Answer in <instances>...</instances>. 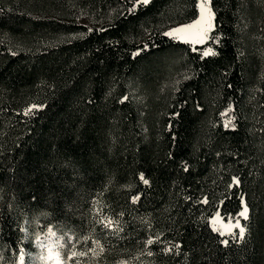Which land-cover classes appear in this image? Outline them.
<instances>
[{
    "label": "trees",
    "instance_id": "1",
    "mask_svg": "<svg viewBox=\"0 0 264 264\" xmlns=\"http://www.w3.org/2000/svg\"><path fill=\"white\" fill-rule=\"evenodd\" d=\"M197 1L0 0V264L49 225L85 264H264V0L164 36ZM241 197L237 242L209 221Z\"/></svg>",
    "mask_w": 264,
    "mask_h": 264
},
{
    "label": "snow or ice",
    "instance_id": "2",
    "mask_svg": "<svg viewBox=\"0 0 264 264\" xmlns=\"http://www.w3.org/2000/svg\"><path fill=\"white\" fill-rule=\"evenodd\" d=\"M152 2V0H133L131 9H130V14L131 13H135V11L140 8V7H146L148 6L150 3ZM198 18L189 24L186 25H182V26H178L174 29H171L169 31H166L163 33L164 36L166 37H170L173 39H181L184 43H189L192 45H196V44H206L208 41L213 40L218 42V38L213 36L212 33L214 31L215 28V12L213 10L212 7V0H199L198 5ZM193 51H196V48L193 47ZM139 53H137L138 55ZM217 53L215 51L212 50V48H208L207 50L203 51L202 55L203 56H209V55H216ZM128 99V97H123L121 100V103H123L124 101H126ZM39 106L37 105H32L30 106L28 109L25 110L24 115H30L33 110L37 109ZM229 111H231V108L229 109ZM229 125H231V121H228L225 124V127H229ZM234 127V125H232ZM187 170V169H185ZM140 179L145 183L148 184L149 181L147 179L144 178V176L141 174ZM240 180L238 177H233L232 178V184L229 185L230 188L232 187H238L240 185ZM139 199V197H135L133 199V202L135 203L137 200ZM201 203L207 204L208 203V199L204 198L203 201H201ZM241 204H242V210L240 212H238L236 214L235 217H233L231 214H229L227 217H223L221 215V208L223 206V201L221 202V206H219L217 208L216 213L214 214L213 218H211V220L209 221L210 225L213 228V231L217 232L220 236H231L233 240L237 241V242H242L245 239L246 236V226L241 224V219L244 221L249 220V206L247 205V203L244 201V198L241 197ZM227 221V223H224V221ZM220 223V227H217V223ZM111 222L109 221V224ZM107 226V225H106ZM238 230L235 231V230ZM48 232L51 235H55V233L52 231V229H48ZM85 243H87V238H85ZM154 243L153 239H148L146 241L147 245H152ZM221 243L224 246H228L229 245V240L224 239L221 240ZM171 249H167V251H170ZM49 258H51V253H52V249L49 248ZM101 251H103V249H101ZM87 253L86 252H76L73 251L71 256L72 257H76V256H85ZM149 255H152L151 252L148 253ZM57 260L59 259V255L57 254L56 256ZM20 262L21 264H24V255L21 254L20 257Z\"/></svg>",
    "mask_w": 264,
    "mask_h": 264
},
{
    "label": "rangeland",
    "instance_id": "3",
    "mask_svg": "<svg viewBox=\"0 0 264 264\" xmlns=\"http://www.w3.org/2000/svg\"><path fill=\"white\" fill-rule=\"evenodd\" d=\"M198 2H199V0L197 1V5H198ZM198 15H199V12H198V8H197L196 17L189 23L194 22L198 18ZM189 23H187V24H189ZM184 25H186V24H184ZM176 27H178V26L172 27L169 30L174 29ZM169 30H167V31H169ZM177 39L179 41H182L179 38H177ZM208 48L209 47L204 48L203 51L207 50ZM203 51H202V53H203ZM213 216L211 218H213ZM211 218H210V220H211ZM224 223H227V221L225 220ZM216 226L220 227V223L218 222ZM48 229L45 230L43 234H40L35 238L34 243H33L34 251H29L25 255L23 254L24 255V264H85L84 262L80 261L79 258L81 256H79L78 259H76L77 256L76 257L71 256L72 252L74 251L72 246L67 247L65 242L63 241L64 242L63 243L61 241L62 239L58 235V233L54 232L55 235L53 236L48 232ZM229 237H231V236H229ZM68 239H70V238H68ZM70 242H71V240L67 241V243H70ZM49 248L52 249L51 258H49V251H48ZM57 254L59 255L58 260L56 258ZM20 255L18 256L16 264H21L20 259H19Z\"/></svg>",
    "mask_w": 264,
    "mask_h": 264
},
{
    "label": "bare ground",
    "instance_id": "4",
    "mask_svg": "<svg viewBox=\"0 0 264 264\" xmlns=\"http://www.w3.org/2000/svg\"><path fill=\"white\" fill-rule=\"evenodd\" d=\"M70 236V235H69Z\"/></svg>",
    "mask_w": 264,
    "mask_h": 264
}]
</instances>
